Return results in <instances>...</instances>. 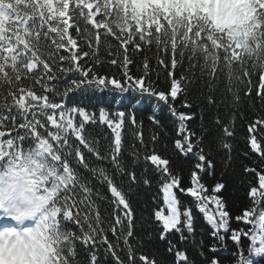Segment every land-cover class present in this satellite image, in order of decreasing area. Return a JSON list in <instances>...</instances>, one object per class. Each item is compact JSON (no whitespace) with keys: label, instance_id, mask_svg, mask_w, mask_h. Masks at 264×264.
I'll use <instances>...</instances> for the list:
<instances>
[{"label":"snow or ice","instance_id":"snow-or-ice-1","mask_svg":"<svg viewBox=\"0 0 264 264\" xmlns=\"http://www.w3.org/2000/svg\"><path fill=\"white\" fill-rule=\"evenodd\" d=\"M256 100L264 0H0V264H264V116L247 150L235 129ZM145 106L171 118L170 150L145 142ZM237 157L251 204L233 215L224 172L207 178ZM152 184L140 237L134 190ZM156 236L163 252H137Z\"/></svg>","mask_w":264,"mask_h":264},{"label":"trees","instance_id":"trees-1","mask_svg":"<svg viewBox=\"0 0 264 264\" xmlns=\"http://www.w3.org/2000/svg\"><path fill=\"white\" fill-rule=\"evenodd\" d=\"M102 56H105L102 50ZM153 67H155V61L152 62ZM181 70H177V75H179V72ZM166 76V73L161 70V79ZM257 77H253V85H256L257 83ZM165 85L162 84L161 87H164ZM223 87V85H221ZM241 95L243 96V90L241 91ZM191 92L189 93V99H191ZM103 99H109V97L104 96ZM255 100V97H253ZM183 100V97H179L177 100V105L181 103ZM84 102H93L97 103L98 100L96 97L92 98H85ZM204 104V106L207 108V105L204 103L203 98H200L198 100L193 101V110H197V105ZM211 111V110H210ZM224 109L221 108V112H223ZM151 115V111L148 109L147 106H145L141 111L137 112L138 119L143 120V126H144V134H145V142H148L149 136L151 133L155 132L158 133L161 136L162 142L168 145L169 150L171 149V141L166 138L165 134L168 135H174L171 128L167 126L170 117L165 114V119L162 121V124L165 125L162 128H158L154 126L151 121L148 119V117ZM258 116H264V111L260 110V103L258 100L255 101L254 106H250L249 104L245 103L241 109V112L237 116L236 120V136L239 139V149L240 150H247V145L244 143L246 137L248 136L247 132V124L249 121L256 119ZM198 122V121H197ZM104 133L106 135L110 136V133L107 129H104ZM102 144H106V141H101ZM131 143V141H129ZM139 147V145H137ZM243 159V157H237L236 163L233 165V167L229 168L227 171L222 169L217 163L215 172L209 175L208 183L209 185L214 183V180L221 179V172H224L223 179H225L228 182L227 187V198L229 200V204L231 206V212L233 215H238L242 212V210L246 207H248L251 204V200L247 195L248 192V184L247 181L251 179L250 177H245L242 168L240 167L239 161ZM258 156L253 155L251 159L244 160V163L248 164L249 166H252L253 160H257ZM216 160H219V156L216 157ZM106 166V165H105ZM138 172L143 171V166L141 164L140 167L137 169ZM241 181H244L242 184ZM105 193H107V190H104ZM135 195L133 196V207L136 210L137 213V234L140 237H145L148 235V233H155V229L152 226V221L150 219V213L152 208L155 206L153 203V197L156 196L158 189L155 184H152L151 186H145V185H139L135 190ZM190 203V201H189ZM108 207L107 205H104L101 209V211H104V208ZM108 211H111V208H108ZM198 220H197V229L198 231L200 229H203L205 231V240L207 242V232L210 230L209 225L206 223V221L203 219L202 216L197 213ZM144 217V220L142 221L140 218ZM144 223L148 225V227L144 229H140V225ZM109 238L112 239L111 234H109ZM174 241L178 239L177 236L173 235L170 237ZM143 247H138L137 252H144L149 255L152 254L154 250L163 252L166 248V243H162L159 241L158 236H156L153 240L147 241L142 240ZM247 243V241H245ZM123 247V246H122ZM189 252L192 253L193 249L189 247ZM123 255V253H121ZM221 256L225 260V264H228V261L232 258V251L231 250H221ZM171 259V257H169ZM109 264H111V258H109Z\"/></svg>","mask_w":264,"mask_h":264}]
</instances>
